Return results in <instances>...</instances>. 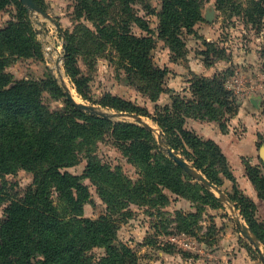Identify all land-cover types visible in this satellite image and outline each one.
<instances>
[{
  "label": "trees",
  "instance_id": "16d2710c",
  "mask_svg": "<svg viewBox=\"0 0 264 264\" xmlns=\"http://www.w3.org/2000/svg\"><path fill=\"white\" fill-rule=\"evenodd\" d=\"M45 11L43 0H35ZM134 0H76L75 14L81 22L75 32H66L65 69L79 95L89 100V77L79 66V57H96L107 46L117 52L129 80L152 101L163 92L168 70L157 67L152 57L154 31L140 18L131 4ZM203 0H162L158 36L175 52H180L179 34L191 31L202 20ZM228 0H219L218 5ZM14 4L15 20L0 28V264H138L137 254L118 238L119 225L114 216L131 217V206L161 208L169 205V191L194 203L220 206L214 194L194 183L183 168L159 146L152 130L132 123L113 122L110 117L91 114L68 100L51 109L43 101L45 92L64 97L62 87L52 78L17 80L7 71L14 57L41 58V45L26 8L19 0H0V11ZM120 8L118 21L113 16ZM222 9V8H221ZM255 28L264 19V0H251L239 6ZM136 23L149 36L132 34ZM86 23H91L92 27ZM226 76L195 77L191 98L177 95L173 103L157 110L155 123L162 129L164 143L201 170L210 183L220 186L224 176L235 180L221 148L185 127L193 117L220 122L237 111L233 93L226 89ZM103 108L118 113L141 112L133 103L111 94L100 102ZM110 135L124 157L139 169L140 179L133 181L120 166L112 167L97 154L99 143ZM87 160L82 175L67 169ZM20 171L32 173L33 184L23 196L15 192L7 176ZM251 181L264 198V176L250 168ZM107 206L108 214L99 219L85 216L91 202L90 186ZM230 198L243 213L264 244V226L255 220V203L240 194ZM195 214L177 213V229L187 232L195 223ZM95 249H103L97 257Z\"/></svg>",
  "mask_w": 264,
  "mask_h": 264
},
{
  "label": "rangeland",
  "instance_id": "374dc122",
  "mask_svg": "<svg viewBox=\"0 0 264 264\" xmlns=\"http://www.w3.org/2000/svg\"><path fill=\"white\" fill-rule=\"evenodd\" d=\"M218 1L201 2L203 18L190 32L183 30L179 34L182 42L180 52H175L158 36L162 0H134L131 4L135 13L154 31L152 57L155 65L168 70L162 84L163 92L156 101H152L141 92L140 87L131 83L123 62L110 45L96 57H79V66L90 79L89 100L83 99L65 69V34L75 32L83 22L75 14L76 0H43L47 16L29 12L22 4L41 45L42 57H14L8 62L7 71L17 80L52 77L62 87L64 97L55 98L45 92L43 101L51 109L64 106L68 100L92 107L110 117L113 122H128L148 128L135 118L141 117L159 140L163 132L153 117H156L157 110L172 105L177 95L191 98L192 80L195 77L225 75V87L237 100L236 113L227 114L220 122L189 117L185 123L187 129L204 140L214 141L221 148L235 180L221 175L223 183L220 186L213 184L215 188L208 189L197 179L198 175H206L181 153L171 149L179 159L187 161L197 171L196 176H193L183 169L194 183L214 194L220 206L203 205L200 201L194 203L189 198L166 191L170 203L165 207L155 209L133 205L131 217L121 219L118 215L114 216L119 225L118 238L137 254L138 264H264L261 253L243 235L245 228L254 231L243 217L241 209L230 198V194L235 193L234 187L240 194L250 198L256 205L255 220L264 226V198L259 197V187L249 175L251 168L264 176V19L260 29H257L244 19V14L237 13L239 6L247 7L251 0H228L221 7ZM16 14L13 3L2 9L0 28H5L15 20ZM120 15L123 14L118 8L113 16L120 21ZM86 24L92 27L91 23ZM129 28L136 36H149L136 23L132 22ZM66 84L75 92L79 102L75 101ZM106 94L133 103L141 112L118 113L103 108L100 102ZM162 147L169 148L166 144ZM97 154L113 168L120 166L133 181L140 179L139 169L124 157L110 135L99 143ZM86 165L87 160L82 158L79 165L67 170L82 175ZM7 180L14 186L15 192L23 196L33 184L34 176L20 171L7 176ZM85 182L91 192V202L84 208L85 216L99 219L107 215V206L96 187L89 180ZM6 206L7 203L0 207V222L5 217ZM177 213L195 214V223L190 226V231L177 229L178 225L174 221ZM262 246L264 248L263 243ZM104 253L103 249L94 250L97 257Z\"/></svg>",
  "mask_w": 264,
  "mask_h": 264
},
{
  "label": "water",
  "instance_id": "95a60500",
  "mask_svg": "<svg viewBox=\"0 0 264 264\" xmlns=\"http://www.w3.org/2000/svg\"><path fill=\"white\" fill-rule=\"evenodd\" d=\"M22 2V4L27 8V10L29 12H38V13H41L43 14L44 16H47L46 13L43 11V9L41 8V6L35 1V0H20ZM73 104L78 107L79 109L81 110H84L86 112H89L91 114H99V115H103L99 112H97L94 108L92 107H89V106H86V105H79L75 102H73ZM103 116H106V115H103ZM108 117V116H106ZM136 120L139 122V123H142L143 125H145L146 127H148L150 130H151V127L146 124V123H143L142 121V118L141 117H135ZM159 145L160 147L168 154V156L173 159L175 162H177L188 174L190 175H193V176H196L197 174V171L185 160H181L177 157V155L172 152L171 149L169 148H165V147H162L164 143L163 141V137L161 135V137H159ZM198 180H200L201 182H203L206 187L208 189H212V188H215V186L213 184H211L205 176L203 175H198L197 177ZM243 235L244 237H246L256 248V250H258L260 253H261V246H262V243L261 241L258 239V237L248 228H245L244 232H243ZM262 255V254H261ZM262 258L264 260V255H262Z\"/></svg>",
  "mask_w": 264,
  "mask_h": 264
},
{
  "label": "bare ground",
  "instance_id": "6f19581e",
  "mask_svg": "<svg viewBox=\"0 0 264 264\" xmlns=\"http://www.w3.org/2000/svg\"><path fill=\"white\" fill-rule=\"evenodd\" d=\"M57 68V67H56ZM55 69V68H54ZM58 71V70H57ZM65 78V77H64ZM63 81V80H62ZM68 81V80H67ZM67 83V82H66ZM66 86H68V84H66ZM68 88H69V86H68ZM69 90H70V93L73 95V97H74V99H75V101H77V102H79L80 101V99L76 96V94H75V92H73V90L71 89V88H69ZM84 104V103H83ZM244 223V222H243ZM261 254L262 255H264V248H263V246H261Z\"/></svg>",
  "mask_w": 264,
  "mask_h": 264
},
{
  "label": "crops",
  "instance_id": "0c3cea01",
  "mask_svg": "<svg viewBox=\"0 0 264 264\" xmlns=\"http://www.w3.org/2000/svg\"><path fill=\"white\" fill-rule=\"evenodd\" d=\"M238 264V263H237Z\"/></svg>",
  "mask_w": 264,
  "mask_h": 264
}]
</instances>
